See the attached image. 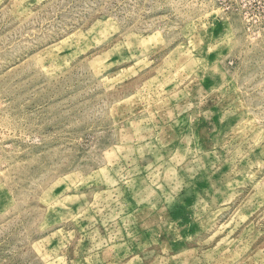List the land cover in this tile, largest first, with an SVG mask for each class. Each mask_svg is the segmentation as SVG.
Returning a JSON list of instances; mask_svg holds the SVG:
<instances>
[{
  "label": "rangeland",
  "instance_id": "374dc122",
  "mask_svg": "<svg viewBox=\"0 0 264 264\" xmlns=\"http://www.w3.org/2000/svg\"><path fill=\"white\" fill-rule=\"evenodd\" d=\"M0 264H264V0H0Z\"/></svg>",
  "mask_w": 264,
  "mask_h": 264
}]
</instances>
